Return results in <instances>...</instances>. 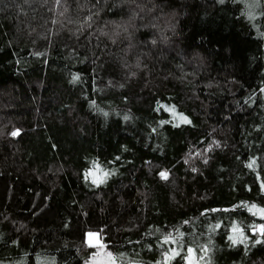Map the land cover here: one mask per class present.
Instances as JSON below:
<instances>
[{
    "label": "trees",
    "instance_id": "16d2710c",
    "mask_svg": "<svg viewBox=\"0 0 264 264\" xmlns=\"http://www.w3.org/2000/svg\"><path fill=\"white\" fill-rule=\"evenodd\" d=\"M261 225L264 0H0V264H264Z\"/></svg>",
    "mask_w": 264,
    "mask_h": 264
},
{
    "label": "rangeland",
    "instance_id": "374dc122",
    "mask_svg": "<svg viewBox=\"0 0 264 264\" xmlns=\"http://www.w3.org/2000/svg\"><path fill=\"white\" fill-rule=\"evenodd\" d=\"M88 242H91V244L97 245L96 251L89 257L88 264H117L113 257H111V254L104 249L103 245L101 244L100 239H98V236L94 232H88L87 234ZM186 258V264H198L195 257L191 253H189Z\"/></svg>",
    "mask_w": 264,
    "mask_h": 264
},
{
    "label": "snow or ice",
    "instance_id": "6c2138e0",
    "mask_svg": "<svg viewBox=\"0 0 264 264\" xmlns=\"http://www.w3.org/2000/svg\"><path fill=\"white\" fill-rule=\"evenodd\" d=\"M222 2H223V0H222ZM126 118H127V117H126ZM16 134H17V133H13V135H16ZM161 176L164 177V178H166V173H161ZM259 228H260V231H261L262 233H264V225L259 226ZM229 239L232 240V243H233V244H236L237 242H240V243H243V242H244V239H241V240L238 241L237 239H234V238L231 237V236L229 237ZM259 242H260V241H257V243H259ZM188 251H189V253H191L192 250L189 249ZM176 255H179V253L177 252Z\"/></svg>",
    "mask_w": 264,
    "mask_h": 264
}]
</instances>
